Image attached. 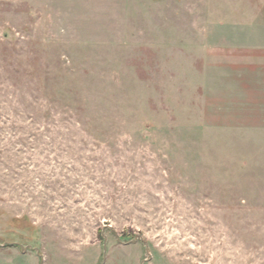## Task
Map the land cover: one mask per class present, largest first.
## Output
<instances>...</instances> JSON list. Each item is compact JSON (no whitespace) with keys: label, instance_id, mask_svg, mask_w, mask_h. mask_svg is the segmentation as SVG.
Wrapping results in <instances>:
<instances>
[{"label":"rangeland","instance_id":"1","mask_svg":"<svg viewBox=\"0 0 264 264\" xmlns=\"http://www.w3.org/2000/svg\"><path fill=\"white\" fill-rule=\"evenodd\" d=\"M0 264H264V0H0Z\"/></svg>","mask_w":264,"mask_h":264}]
</instances>
